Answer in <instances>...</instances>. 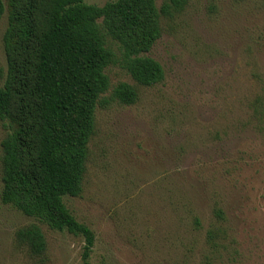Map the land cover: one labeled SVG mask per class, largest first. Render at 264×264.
Returning <instances> with one entry per match:
<instances>
[{
	"label": "rangeland",
	"instance_id": "374dc122",
	"mask_svg": "<svg viewBox=\"0 0 264 264\" xmlns=\"http://www.w3.org/2000/svg\"><path fill=\"white\" fill-rule=\"evenodd\" d=\"M7 26L5 12L0 85ZM162 27L147 55L163 80L145 86L108 67L104 96L128 82L138 99L98 107L83 192L64 197L95 233L89 257L83 236L40 222L43 257L17 244V230L38 221L2 202L0 161V264H264V0H189ZM6 131L0 121V156Z\"/></svg>",
	"mask_w": 264,
	"mask_h": 264
},
{
	"label": "trees",
	"instance_id": "16d2710c",
	"mask_svg": "<svg viewBox=\"0 0 264 264\" xmlns=\"http://www.w3.org/2000/svg\"><path fill=\"white\" fill-rule=\"evenodd\" d=\"M189 0H115L100 6L87 0H0L7 72L0 85L1 200L38 222L20 227L16 242L32 256L48 249L40 223L86 239L95 233L80 222L64 197L84 189L90 142L99 106L113 100L134 104L128 82L111 89L107 69L120 64L141 85L164 78V68L147 55L162 36L163 17L181 13ZM223 217L222 210L216 211ZM40 222V223H39ZM219 233L208 244L220 247Z\"/></svg>",
	"mask_w": 264,
	"mask_h": 264
}]
</instances>
